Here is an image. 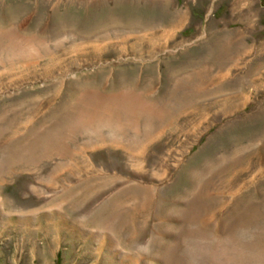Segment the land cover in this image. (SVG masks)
Wrapping results in <instances>:
<instances>
[{"label":"rangeland","instance_id":"374dc122","mask_svg":"<svg viewBox=\"0 0 264 264\" xmlns=\"http://www.w3.org/2000/svg\"><path fill=\"white\" fill-rule=\"evenodd\" d=\"M0 264H264V0H0Z\"/></svg>","mask_w":264,"mask_h":264}]
</instances>
